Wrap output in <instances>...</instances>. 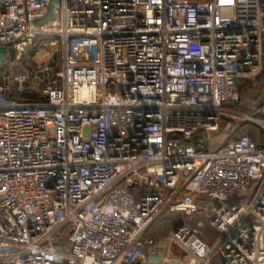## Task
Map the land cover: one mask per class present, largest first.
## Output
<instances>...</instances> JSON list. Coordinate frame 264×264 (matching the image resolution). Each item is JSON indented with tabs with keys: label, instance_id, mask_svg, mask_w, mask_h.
Instances as JSON below:
<instances>
[{
	"label": "built area",
	"instance_id": "obj_1",
	"mask_svg": "<svg viewBox=\"0 0 264 264\" xmlns=\"http://www.w3.org/2000/svg\"><path fill=\"white\" fill-rule=\"evenodd\" d=\"M50 1L0 0V264H264V0Z\"/></svg>",
	"mask_w": 264,
	"mask_h": 264
},
{
	"label": "rangeland",
	"instance_id": "obj_2",
	"mask_svg": "<svg viewBox=\"0 0 264 264\" xmlns=\"http://www.w3.org/2000/svg\"><path fill=\"white\" fill-rule=\"evenodd\" d=\"M46 50H38L33 56V60L35 63H41L47 60L48 55ZM33 55V54H31ZM264 94V77L263 73H261L256 80H249L246 78H241L239 80V97L240 101L238 102V106L228 104V106L237 112L242 113H251L252 107L254 103L260 99V97ZM248 110H252L251 112ZM241 118L239 116L234 115L230 116H221L219 129L215 131L213 134H210L211 138V146H215L219 139H221L225 135V127L229 126L226 131L230 130L233 127H237L235 131L243 132L246 128H251V126L247 123H244V127H241ZM240 128V129H239ZM176 213H163L158 218H156L149 228L146 230V236H150L154 238L157 242H162L165 239V236L169 232L170 228L173 226L175 221L177 220ZM204 233H209V236H214L215 234L205 225L203 227ZM212 236V237H213Z\"/></svg>",
	"mask_w": 264,
	"mask_h": 264
},
{
	"label": "water",
	"instance_id": "obj_3",
	"mask_svg": "<svg viewBox=\"0 0 264 264\" xmlns=\"http://www.w3.org/2000/svg\"><path fill=\"white\" fill-rule=\"evenodd\" d=\"M60 0H51L49 5H48V8H47V13L45 16L41 17V18H37L35 20V24L36 25H39L43 22H50L52 21L53 19V13H54V8H55V5L59 3ZM5 48L4 47H0V63H1V57L3 54H5ZM157 251L160 250V247H157L156 249ZM158 257V254L157 253H154L152 256H151V260L154 261L156 258ZM172 264H179L178 262H173Z\"/></svg>",
	"mask_w": 264,
	"mask_h": 264
},
{
	"label": "trees",
	"instance_id": "obj_4",
	"mask_svg": "<svg viewBox=\"0 0 264 264\" xmlns=\"http://www.w3.org/2000/svg\"><path fill=\"white\" fill-rule=\"evenodd\" d=\"M263 65H264V45H263ZM263 77H264V72H263ZM240 101V97L238 99L237 102H230V104L232 105H235V106H238V102ZM258 102H259V99L254 103L253 107H252V110L255 109V107L258 105ZM252 110H248V111H252Z\"/></svg>",
	"mask_w": 264,
	"mask_h": 264
},
{
	"label": "crops",
	"instance_id": "obj_5",
	"mask_svg": "<svg viewBox=\"0 0 264 264\" xmlns=\"http://www.w3.org/2000/svg\"><path fill=\"white\" fill-rule=\"evenodd\" d=\"M203 234H204V237L208 240V241H212L213 239H214V236L212 237V236H209V233H204L203 232Z\"/></svg>",
	"mask_w": 264,
	"mask_h": 264
}]
</instances>
